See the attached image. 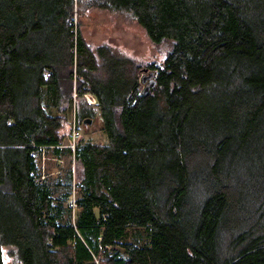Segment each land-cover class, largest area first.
Returning <instances> with one entry per match:
<instances>
[{"label": "trees", "instance_id": "1", "mask_svg": "<svg viewBox=\"0 0 264 264\" xmlns=\"http://www.w3.org/2000/svg\"><path fill=\"white\" fill-rule=\"evenodd\" d=\"M93 9L170 42L147 93L74 23ZM73 114L109 142L73 149ZM5 246L16 264H264V0H0V264Z\"/></svg>", "mask_w": 264, "mask_h": 264}, {"label": "rangeland", "instance_id": "2", "mask_svg": "<svg viewBox=\"0 0 264 264\" xmlns=\"http://www.w3.org/2000/svg\"><path fill=\"white\" fill-rule=\"evenodd\" d=\"M74 23L78 24L79 29L83 33L86 41L91 46L106 44L116 50L119 54H123L133 58L136 63L142 65L139 71L141 88L144 89L149 84V78L145 81L142 80L144 75L154 71V78H156L157 69L150 67L151 62L162 63L170 48V42L165 41L161 44H155L150 41L144 29L129 16L110 12L104 9H93L87 11L83 15L76 13ZM147 68V70H145ZM45 88V87H44ZM73 107L77 102L78 92L77 87H73ZM46 89V88H45ZM82 95L86 100L88 99L84 94ZM47 95L45 94V100ZM90 103V102H89ZM92 104V103H91ZM72 110V109H71ZM81 136L83 141L91 139L102 143L109 142L108 135L103 129V119L100 115H96L91 123H81ZM67 127L64 129L66 131ZM70 157H63L61 162L64 167L69 164ZM54 160L52 157H43L42 164L45 166L52 165ZM43 165V166H44ZM77 163L74 161V168L76 169ZM55 167V166H51ZM251 223L253 219L251 218ZM246 229V228H245ZM128 241H133L138 244H144L147 241V231L145 228L128 225L126 227V234L124 237ZM12 246L4 247V262L5 264H16L13 258L7 253L8 249Z\"/></svg>", "mask_w": 264, "mask_h": 264}, {"label": "built area", "instance_id": "3", "mask_svg": "<svg viewBox=\"0 0 264 264\" xmlns=\"http://www.w3.org/2000/svg\"><path fill=\"white\" fill-rule=\"evenodd\" d=\"M47 74H49V73H47ZM90 103L95 104L94 101H90ZM80 125H81V123L79 122V120L78 121L76 120L75 115L73 114L72 120H71V142H70V144H68L72 148L75 147L77 139H79V137L81 136V126ZM43 177H44V175H43ZM73 200H74V197H73ZM73 204L76 205L75 202Z\"/></svg>", "mask_w": 264, "mask_h": 264}, {"label": "water", "instance_id": "4", "mask_svg": "<svg viewBox=\"0 0 264 264\" xmlns=\"http://www.w3.org/2000/svg\"><path fill=\"white\" fill-rule=\"evenodd\" d=\"M145 70H147V68H145ZM147 78H149V84L147 85V87L144 88V93H147L150 87H153L156 84V78H154V72L150 71L149 74L144 75L142 80L145 81ZM102 118V116H101ZM103 119V118H102ZM92 122V118H86L84 119V123H91Z\"/></svg>", "mask_w": 264, "mask_h": 264}, {"label": "bare ground", "instance_id": "5", "mask_svg": "<svg viewBox=\"0 0 264 264\" xmlns=\"http://www.w3.org/2000/svg\"><path fill=\"white\" fill-rule=\"evenodd\" d=\"M154 72V71H153ZM84 95L88 98L87 100L90 102V101H94L95 103L97 102L96 98L94 95H92L91 93H84ZM75 118H76V114H75ZM77 120V118H76ZM78 121V120H77ZM80 139V138H79ZM78 142V139L76 141V143ZM76 148V145L73 149ZM97 263L99 262V259H96ZM99 264V263H98Z\"/></svg>", "mask_w": 264, "mask_h": 264}, {"label": "crops", "instance_id": "6", "mask_svg": "<svg viewBox=\"0 0 264 264\" xmlns=\"http://www.w3.org/2000/svg\"><path fill=\"white\" fill-rule=\"evenodd\" d=\"M53 99V98H52Z\"/></svg>", "mask_w": 264, "mask_h": 264}]
</instances>
